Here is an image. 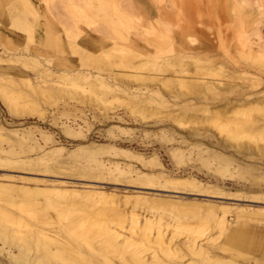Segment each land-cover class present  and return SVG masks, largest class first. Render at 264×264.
Listing matches in <instances>:
<instances>
[{
  "label": "rangeland",
  "instance_id": "374dc122",
  "mask_svg": "<svg viewBox=\"0 0 264 264\" xmlns=\"http://www.w3.org/2000/svg\"><path fill=\"white\" fill-rule=\"evenodd\" d=\"M29 1L32 3V9L29 7L30 10L27 8L24 12V3L22 0H0V32L2 36L0 51H12L15 50L14 48L30 47L37 49L38 51L36 50V52L38 56L44 61L47 59L54 63H68L72 61L80 67L86 66L85 68H91L94 72H101V68H104L105 70L102 69L101 73L106 76L110 82L112 81L111 83H115L117 80L119 82L121 77L125 79V81H129L131 78L138 81V85H133L136 81H134L133 84L131 83L132 85L124 84V87L129 88L128 90L130 91H146V86L150 83L158 84L157 86L161 85V88L164 86V88L161 89L164 92L169 89L174 91H178L179 89L180 92H184L182 90H185L187 93L194 91V87L192 88L190 85L180 86L177 80L172 77L174 71L176 74L178 71L181 73L191 71L192 73L190 74L196 72L195 75L200 78V80L208 81L212 84L231 82L232 79L240 84L244 81V76L241 75L244 73H239L240 75L235 78H229L230 72L228 70L233 66H238V64L234 62L236 57L233 55L232 50L229 47H226V49L224 47V44H229L231 41L230 39L236 27L237 17L239 16L242 18L243 27L246 32L249 34L253 33L252 36H256L255 38L259 36V32L260 34L263 33L262 36L264 39V0H253V2L251 0L250 3H242L241 0H223V10L220 5L221 0H163V3L169 5L174 12V15L169 17L168 20L177 23L179 18H187V20H189L190 35L195 38V42H203L207 44V46L203 48L204 52H192V55L185 59V61H182V63L167 65L164 62V57L179 51L177 48L182 47L181 43H179L176 38L175 40L165 38L163 42L157 46H149L145 44L144 40L140 37L136 38V36H134L135 31L131 30L134 29V26H136L138 22L133 20L128 14V17H125L124 15L121 17L120 15L121 10L126 11L124 5H127L126 3L128 0ZM132 1L138 9L148 15L149 19L152 18L150 15L153 11V9H151V5L153 4L152 0ZM119 4L120 10L118 9ZM148 4L150 12L147 11L146 8ZM115 10H117V12ZM33 11L35 14H38V19L32 17ZM23 12L27 14V18L30 17L29 20H24L25 18L22 16ZM104 12L105 14H103ZM126 13L128 12L126 11ZM106 15L107 17H105ZM110 15L112 19L109 17ZM108 21L111 22L109 23ZM19 27L22 29H32V32L27 33V31L24 30L21 31V28ZM99 27L104 29V31L100 30ZM259 27H261V29ZM64 29H70L69 35L73 39V45L71 44L72 39L67 37ZM146 29L147 27L145 28V31L143 29L146 36L153 37V35L156 34L153 27L147 29L148 32ZM82 30H84V32ZM113 30L117 33L115 31L113 32ZM175 30L176 32L179 31L180 25L179 27H175ZM129 31L134 33L132 34ZM106 32L108 36L110 32H113L114 39L116 38V40H119L116 41L111 39L113 37L107 38L108 36L106 35ZM16 33L22 35L21 40L16 38L14 35ZM75 35L77 37H75ZM91 36L94 38L97 37L96 40H94V43H88V41H85V39L91 40ZM132 41L135 42L133 43ZM10 42H12V44ZM76 43L78 45V47L76 46L77 49L72 48V46L75 47ZM79 48H82L81 51ZM79 51L81 53H79ZM83 51L86 52L82 53ZM205 52L208 54L206 55ZM86 53H91L93 57L98 56V58H92L93 60H91ZM214 53H216L217 57ZM81 54H85L84 56H86V58H83ZM94 54L96 55L94 56ZM121 54H123V57ZM211 54L214 56L212 55V57ZM220 54L222 55L223 60ZM124 55L126 56L124 57ZM218 55L221 58H218ZM230 55L232 56L229 57ZM203 56H205L206 59ZM209 56L212 60H210ZM121 57L123 61L121 60ZM213 58H217L216 62H214L215 59ZM161 59H163L162 62ZM97 60L100 61L97 62ZM190 60L192 63L189 62ZM87 62L90 64H87ZM96 63H98V65ZM261 64L253 67L251 69L252 72L249 71V73L253 76L256 75L264 78V70H262V68L264 69V64H262L263 66ZM172 66L174 71L171 69ZM258 66H261L260 69ZM93 68H95V70ZM108 69H111L114 72L111 70L109 71ZM29 71L31 74L34 72L32 69H29ZM117 71L118 74H116ZM114 73L115 76L113 77L112 75H114ZM131 74H136V77H130L132 76ZM120 82H122V80ZM145 83L147 84L145 85ZM187 83L194 84L193 81L189 80ZM173 85L178 87L176 88V86L174 87ZM87 86L90 87L91 93ZM134 86L136 88H134ZM169 86L172 87L170 88ZM84 88L88 91H84ZM74 89L71 88L70 92L73 95L75 94V98L78 99L80 97L79 100L82 98L92 100L93 98V100L100 99L99 101H101L102 98L107 97L101 92L102 90L100 88L95 86L91 87L87 84L85 87L80 86ZM94 91L97 92L94 93ZM75 98L67 104H64L63 99L56 101V104L53 102L50 106H46L48 104L43 103L44 107H47V112L44 118L36 114H27L22 117L14 116L0 101V122L4 126L16 129L19 132H28L25 134L26 136L21 139L17 138L15 135L9 140L5 139L3 141L0 139V148L2 150V152L0 150V176L2 177L0 179H2L1 181H5L3 179H7V176L13 175L17 180L14 187H0V192L2 194H12L14 195V198L17 199L22 195L19 199H25V201H27L28 198L30 199L35 196L38 198L42 193H36L33 189L34 186V188H38L34 180L46 178L49 180L69 181L68 183L70 186L81 190L88 185H92L105 192L115 191L116 193H120L118 194L120 197L117 198L120 199L119 202L122 204V208L127 207L126 209L130 208L134 203V195L138 191L142 192L149 198H166L173 200L174 204L170 207L149 209L146 204H139L137 206V211L140 214L139 217L141 219L149 210L154 221V226L152 225L151 228L148 229L150 237L142 241L139 239L140 231L138 230V226L131 229L130 218L126 217L128 215L122 216V218L124 217L122 222L125 227L123 230H125L126 234L132 235L133 237L132 242L134 243H132L129 248L138 247L139 245L138 248L143 249L144 253L147 255H151L154 252H161L157 242L148 241L153 238L154 234L157 232L156 225L158 219H161L159 220L158 225L161 226L163 232L166 231L164 232V237L167 239L172 237V243H174L178 238H183L188 232L185 223L194 219L195 212L204 215L208 211V207L211 205H225L227 208L226 214L231 221L244 219V217H237V210L240 207H247L249 209L256 208L259 211L262 208L260 211L261 214L258 218L248 219L254 227L256 235L261 238L260 245L256 249H252L253 251H251L250 254L256 256L262 255L261 250H264V155H241L225 148L218 140L224 133H221V131L207 119V116L210 113L207 109L201 106L196 108L188 105L184 106L182 105L183 102H181V104L169 105L158 100L157 97L153 101H142L136 106H132L124 97L115 99L111 98L112 102H108L109 117L105 118L104 115L101 116L103 110L101 107L86 108L87 115L89 118L91 117L90 120L92 121L88 124L89 128L82 116H79L82 112L77 109V107L82 108L84 104L81 101L79 103V100ZM132 108L133 110H131ZM64 124H69L75 132L67 133L64 131ZM40 130H45L50 134L52 139H48L49 141H47L45 137L41 135ZM189 141L202 142V145H209L221 150L225 154H228L224 156L230 158L231 161L223 165L218 160L213 159V157L201 155L198 152L197 147H194L191 153V146H188ZM82 144L84 145L83 147H88L91 144L103 147L96 153H92L88 148L79 150ZM175 145L186 148L185 154L175 153L174 155L170 148ZM121 148H123L122 151L120 150ZM123 150H126V152L129 150L128 152L130 153L134 152L140 154L147 159V163H141L137 157L130 155V153L127 154ZM70 152L72 154H70ZM96 161L102 162L103 165L99 167L96 164ZM156 162H159L161 165H157L158 163ZM114 163H119L121 169L115 168ZM158 169H164L167 174L172 176L185 175L194 177L206 185H214V183H216V186L218 185L219 188H222L225 192L230 194H226L224 197H219L218 194H213L211 192L208 194H198L197 188L192 185H187L183 188L174 187L172 184L166 183L162 176H159L157 173ZM138 170L144 174L143 176H150L153 179L148 181V183L137 182L136 171ZM28 178L30 180H27V186H31L28 193L27 190L21 188L18 190L20 184H22L21 181H26ZM30 181L32 184L29 183ZM153 182L156 183L154 184ZM16 190L18 194L16 193ZM11 191L15 192V194ZM29 191L31 193H29ZM235 193L240 195L239 198L236 197ZM124 194H128L131 197L127 204L124 203L125 200L122 198ZM55 195H57V197ZM39 199L43 200L44 194L40 196ZM51 199L54 204L56 203V206H62L66 202V193L54 194L51 196ZM73 199L76 202V205H74L73 208H75V206L77 207L72 210V212L66 213L65 216H59L54 210V206H49L42 210V212L40 206H35L36 210L32 213L33 209H30V211H27L26 208L22 210L23 208H21V206L8 204L6 201V204H4V200L0 199V205L10 210V212L12 211V214L15 215V217H18V219H22L21 222L25 223V219L27 225L32 223L31 225L29 224L30 226L24 225L23 227H20L16 223L6 222L4 223V226L7 228L11 236L14 233L13 231H17L16 229H20L19 231L25 230V232H17L18 234L25 233L23 235H27L29 232L26 231H28L29 227L35 229L38 227L53 232V230L55 231L62 226L64 222H70L74 217L77 218L80 216V205H78V203L80 204V197L77 195ZM6 205H10L13 208L10 206L6 207ZM87 211L88 210H84L83 212L86 213ZM48 212L50 215L47 216ZM53 212L54 214H52ZM39 215L40 219L38 220ZM41 217L42 220H50L47 221L48 225L51 224L49 225L50 227L46 224L45 220H41ZM60 220L63 221V223ZM168 222H170L169 225H167ZM110 223L113 224V222ZM160 223L163 225L166 224V226H163ZM11 225L15 226L12 227ZM52 226H56V229ZM0 228H2L1 225ZM77 234H79V232L76 231V233L72 235V242L82 240L80 235ZM165 235H167V237ZM100 239L101 237L96 238V242H94L96 246L100 245ZM144 241L148 243L149 246L146 243L148 248L144 245ZM135 242L138 245L135 244ZM7 249L4 239L0 237V257L5 259L8 264H23L18 261V259L13 258L8 253ZM12 250H15V248L13 247ZM36 253H43V251H36L35 249L30 251V255L32 256ZM28 264L33 263L31 262Z\"/></svg>",
  "mask_w": 264,
  "mask_h": 264
},
{
  "label": "bare ground",
  "instance_id": "6f19581e",
  "mask_svg": "<svg viewBox=\"0 0 264 264\" xmlns=\"http://www.w3.org/2000/svg\"><path fill=\"white\" fill-rule=\"evenodd\" d=\"M22 1L24 3V6H23V8L25 9L24 12L29 7L32 9L31 7L32 3L29 0H22ZM250 1L251 0H241L242 3H248V2L250 3ZM152 3L153 4L151 6L153 8L151 7V9H153V11L150 13V15L152 16L151 19H149L148 15L145 12L138 9L132 0H128V2L126 3L127 5H124V9L128 13H126V11L124 10H121V13H120L121 17L122 15H124L125 17L131 16L133 20L138 22V24L134 26L135 30L133 29V27H132L133 30H131V31H135V33L134 32L133 33H134V36H136V38L140 37L141 39L144 40V43L149 46H157L158 44L162 43L165 38L174 39V40L176 38L177 41L181 43L182 47L177 48V50L179 51L175 52L174 54L167 55L164 57V62L167 65H174L176 63H182V61H185V59H187L189 56L192 55V52L193 53L195 52L198 53V51L199 53L201 51L204 52L203 48H205L207 44L203 42H195V38H193L190 35L189 20H187V18H182L180 16L181 18H179V21L177 23L170 21L168 20V18L174 15V12L170 8V6L164 4L163 0H152ZM116 7L118 8L117 5ZM146 8H147V11L150 12L149 4L148 6H146ZM118 9L120 10V4H119ZM115 11L117 12V10ZM24 12L22 13V16L25 18L24 20H29L30 17L27 18V14H25ZM103 14H105V12ZM107 15L105 17H107ZM32 17L35 19L39 18L38 14H35L34 11H33ZM109 17L111 18V15ZM179 25H180V30L176 32L175 27L177 26L179 27ZM146 27L147 29H150L151 27H153L154 31H156L155 32L156 34L153 35V37L146 36L144 34ZM259 28L261 29V27ZM22 30L27 31V33L32 32V29H22L21 28V31ZM100 30L104 31V29H101V28ZM82 31L84 32V30ZM114 31L115 30H113V32ZM64 32L67 34L68 38H71L69 35L70 29H64ZM113 32H110L109 36L106 32V35L108 36L107 38L113 37L111 39H114V35L112 34ZM252 34H249L248 32H246V30L243 27V20L242 18L238 16L236 19V27L234 29V33L230 39L231 41L229 44H224L225 49L226 47H229L232 50L233 55L236 57L234 62L238 64V66H233L231 67L230 70H228L230 72L229 78H235L236 76L240 75L239 73L243 72L244 74H241V75L244 76V81L240 84L236 83L233 79L231 82H224L221 84H214V83L212 84L208 81L200 80V78H198L195 75L196 72L195 73L193 72V74H190L192 73L191 71H185L186 73H181L180 71H178V73L176 74L174 73L175 71L173 70V66H172L171 69L174 71L173 72L174 75L172 77H174L173 79L177 80L180 86L190 85L192 86V88L194 87L193 88L194 91L188 92V93L185 92V90H182L184 92H180L179 89L178 91L169 89L164 92L163 90H161L164 88V86L163 88H161L160 84H159L160 86H157L158 84L156 85L153 83L152 84L145 83V85L147 84L146 91L145 90L130 91L128 90L129 88L124 87V84L126 85H130L131 83L133 84V82L136 81L135 79L131 78L129 81H125V79L121 77V80L123 83L120 82L121 81L120 79H119L120 80L119 82L117 80V82L111 83L112 81L110 82L106 78V76L102 75L101 73L102 69L104 68H101L100 70L101 72H98V71L94 72L91 68H85L86 66L85 67L83 66L84 68L80 67L74 64L72 61L68 63H65V62L54 63L49 59L44 61V60H41V58L38 56L36 52L37 49L30 48V47L14 48L15 50H12V51L10 50L2 51L1 50L0 51V101L4 104L7 110L14 116L22 117L27 114H32V115L36 114L44 118L47 112L46 111L47 107H44L43 103L48 104L46 106H50L53 104V102L56 104V101H59V99L60 100L63 99L64 104H67V103H70L73 100V98H75L74 96L75 94L73 95L70 92L71 88L74 89L80 86L85 87L86 84L90 85L91 87L95 86V87L100 88L102 90L101 92H103V94L107 97L102 98L101 101H99L100 99L93 100V98L92 100L91 99L87 100L84 98L79 100L80 97L78 99L75 98L79 100V103L81 101L84 104L82 108L77 107V109H79L82 112L81 115L79 116H82L84 121L87 123V127H89L88 124L91 121L90 120L91 117L90 118L88 117L86 108L101 107L103 108L101 112V116L104 115L105 118L109 117L108 116V113H109L108 102L111 101V98L115 99V98L124 97L125 99L128 100V103H130L132 106L133 105L136 106L138 103L142 101H145V102L153 101L156 97L158 98V100H161L169 105L181 104V102H183L182 105L184 106L188 105V106H193L195 108L201 106L209 111L210 114L207 116V119L216 128H218L221 131V133H224L223 136H221L218 140L225 148L235 152L236 154H241V155H264V84H263L264 78H261L260 76H256V75L253 76L251 73H249V71L252 72L251 69L253 67L261 63L264 64V39L262 36L263 33L260 34L259 32L258 33L259 36L257 38H255L256 36L255 37L252 36ZM14 35L16 36L18 40L22 39V35L20 33L19 34L16 33ZM75 37L77 36L75 35ZM96 38L91 36V40L85 39V41H88V43H91V42L94 43V40H96ZM1 39H2V36L0 32V46H1ZM114 40H116V38ZM72 42H73V39L71 40V44ZM10 43L12 44V42ZM57 46L61 48L59 45ZM76 46L78 47L77 43L75 47L72 46V48L75 49ZM117 49H120V48H117ZM80 51L79 53H81ZM84 52L86 51H83L82 53ZM214 54L216 56V53ZM84 55L81 54L83 58L84 57L86 58V56ZM86 55L89 58H91V60H93L96 57L98 58V56H95L96 54H94L95 57H93L91 53H88V54L86 53ZM126 55H124V57ZM212 55L213 54H211V56ZM121 56L123 57V54H121ZM220 56L222 57L221 54ZM231 56L232 55H230L229 57ZM122 57H121V60H122ZM199 57H202V56H199ZM203 57L205 58V56ZM221 57H219L218 55V58H221ZM209 58L210 60H212L210 56ZM213 59H215V61L214 60L213 61L216 62L217 58H213ZM162 60L163 59H161V62ZM222 60H223V57H222ZM98 61L100 60H97V62ZM126 62H127V58H126ZM189 62H191V60ZM88 63L89 62H87V64ZM96 64L98 65V63ZM29 69L34 70L33 74H31ZM93 69L95 70V68ZM262 70L264 69L262 68ZM115 73L114 75H112L113 77L115 76ZM248 73L251 75H249ZM116 74H118V71ZM131 75L132 76L130 77H133V76L136 77V74H131ZM188 80L193 81L194 84L187 83ZM135 84L138 85V81H136V83L134 82L133 85ZM178 86H176V88ZM87 87L90 90V87L89 86ZM165 87H168V86H165ZM134 88L136 87L134 86ZM85 90L87 89L84 88V91ZM96 92L94 91V93ZM90 93H91V90H90ZM96 98H99V97H96ZM57 105H60V104H57ZM131 110H133V108ZM73 115H74V112H73ZM63 129L67 133L75 132L73 131L74 129H72V127L69 124H64ZM190 130H193V129H190ZM27 133L28 132H19L16 129L8 128L0 122V139L3 141L5 139L9 140L14 135L17 138L21 139L22 137L26 136L25 134ZM40 133L42 136L45 137L47 141H49L48 139H52V137H50V134H48L45 130H40ZM189 145L191 146L190 147L191 153H192L193 148L197 147L198 152L201 155H208L209 157H213V159L218 160L223 165L231 161L230 158L224 156L228 154H225L223 151L218 150L209 145H202V142L199 143L196 141L195 142L189 141L188 146ZM83 146L84 145L82 144L79 150L88 148L89 151L90 150L92 151V153H96L103 147V146L96 145V144L95 145L91 144L88 147H83ZM122 149L123 148H121L120 150L122 151ZM170 149L175 155V153L185 154L186 148L179 146V145L178 146L175 145ZM123 151L127 154L130 153L128 152L129 150H127V152L126 150H123ZM131 153L130 155L137 157L138 160L141 161V163L143 164L147 163L146 162L147 159H145L140 154H137L134 152H131ZM70 154L72 153L70 152ZM156 163H158L157 165L159 166L161 165L159 162H156ZM96 164L99 167L103 165L102 162L100 161H96ZM114 166L117 169H121L120 168L121 165H119V163H114ZM136 172H137L136 180L139 183H148V181L153 179L150 176L149 177L143 176L144 174L140 170ZM157 173L159 174V176L163 177L166 183L172 184L174 187L183 188V187H186L187 185H192L193 187L197 188L198 194H206V193L208 194L209 192H211L213 194L214 193L218 194L219 197H224V195L230 194V193L225 192L222 188H219L218 185L216 186L215 185L216 183H214V185H211V184L206 185L194 177H189L185 175L172 176V175L167 174L164 171V169H158ZM0 178L2 177L0 176ZM1 180L2 179H0V187L2 188L14 187L16 185L15 182L17 181L16 177L13 175H9L7 176V179H3L5 181H1ZM27 180H30V179L28 178L26 179V181L24 180L21 181L22 184H20V187L18 190H20L21 188L23 190H27V193H28V190L30 189L31 186L30 187L27 186V183H28ZM34 182L36 183L38 188L37 187L34 188L35 186L33 184L34 186L33 189L35 190L36 193L39 192V193H42V195L44 194L43 200L39 199L40 196H42L40 194L38 198H36L35 196L30 199L28 198V200L26 199L27 201H25V199L24 200L19 199L22 195L21 196L19 195L20 197L17 199V198H14V195L12 194L5 195V194H2L1 192H0L1 193L0 199L4 200V204H6L5 203L6 201L8 204H14V205L16 204V206L17 205L21 206V208H23L22 210H24L25 208L27 211H30V209H33L32 213L34 212V210H36L35 206L36 207L40 206L41 212L42 210H44L45 208L49 206H54V210L58 213L59 216L61 215L65 216L66 213L72 212V210L76 209L77 206L73 208L74 205H76V202L73 198L79 195L80 204L78 203V205H80L81 212H80V216H78L77 218L74 217V219L72 218L73 220H71L70 222L63 223V221L60 220L63 223V225L60 226L57 230L55 231L53 230V232L51 230L47 231V230H43L42 228H38V227H36V229L33 227L31 228L29 227L28 231H26V232H29V234L27 235H23L25 233L18 234V232H21L22 230L19 231L20 229H16L18 232L13 231L14 233L11 236L7 228L4 226V223L6 222L16 223L20 227L21 226L23 227L24 225L30 226L32 223H29L30 225L29 224L27 225L25 219H24L25 223L21 222L22 219L21 220L18 219V217H15V215L12 214V211L10 212V210L0 205V225L2 226V228H0V237L4 239L6 248H8L7 249L8 253L13 258L18 259V261H20L23 264H28L31 262L33 264H264V250H261L262 252L261 256L250 254V252L253 251L252 249H256L260 245L261 238L258 235H256V232L254 231V227L252 226L250 221H248V219L258 218L259 215L261 214L260 211L262 210V208L259 211L256 208L249 209L247 207H240L237 210V217H242V218L244 217V219L231 221L226 214L227 208L225 205H219V206L211 205L208 207V211L204 215H200L199 213L195 212L194 219H191L193 221L190 220V221H187L188 223H185V225H187L188 232L186 231L187 233L184 235V237L180 239L178 238V240H176L174 243H172L173 242L172 237H170L169 239L164 237V232L166 231L163 232L161 226L158 225L159 220H161V219H158V222L156 225L157 232L156 234H154L153 238L149 239L148 241L157 242L158 246L160 247L161 252H154L151 255H147L144 253L143 249L138 248L139 245L136 242L135 244H137L138 247L129 248L130 245L134 243L132 242L133 237L132 235L126 234L125 230H123L125 227L122 222V219L124 220V217L122 218V216L128 215L126 217L130 218L131 229H133L135 226H138V230L140 231L139 239H141L142 241L150 237L148 229L151 228L154 221H153L152 216L150 215L149 210L147 211L146 214L143 215L141 219L139 217L140 214L137 211V206L139 204H146L149 209H152V208L157 209L160 207H168V206L170 207L172 204H174L173 200L166 199V198H149L145 196V194H143L142 192L138 191L134 195L135 197L134 203L130 206V208L126 209L127 207L122 208V204L119 202L120 199L117 198V197H120L118 196V194L120 193H116L115 191L105 192L102 189H99L92 185H88L83 190H81V189H77L75 187L70 186L68 183L69 181L66 182V180L65 181L49 180L46 178H39V179H35ZM29 183H31V181ZM58 187H61V188H58ZM173 191H178V190H173ZM63 192L66 193V202L65 203L63 202L64 204L62 206H56L55 205L56 203L54 204V202L51 199V196H53L54 194H60ZM12 193L15 194V192H12ZM16 193H17V190H16ZM29 193L31 192L29 191ZM20 194H21V191H20ZM33 194H34V191H33ZM55 196L57 197V195ZM239 196H240L239 194H236V197L239 198ZM122 198H124L125 200L124 203L127 204V202L130 201L131 197L128 194H124ZM7 206H10V205H6V207ZM84 210H88V211L85 213L83 212ZM52 214H54V212ZM40 215H39V218L36 217L38 218V220L40 219ZM48 215H50L49 212L47 216ZM41 220H42V217H41ZM47 221H46V224L48 223ZM110 222H113V224ZM169 224L170 222L167 223V225ZM163 226H166V224ZM76 231L79 232V234L77 235H80L82 240L79 239L80 241L76 240L75 242H72L71 237L74 233H76ZM22 232H25V230ZM165 236L167 237V235ZM97 237H101L100 239L101 242L99 246L98 245L96 246L94 244V242H96ZM144 243H145L144 245L146 246L147 242L144 241ZM13 247L17 251L12 250ZM146 248L148 247L146 246ZM32 249H35L36 251H43V253H36L34 256H32L30 255V251ZM0 264H8V263L6 262L5 259L0 257Z\"/></svg>",
  "mask_w": 264,
  "mask_h": 264
},
{
  "label": "crops",
  "instance_id": "0c3cea01",
  "mask_svg": "<svg viewBox=\"0 0 264 264\" xmlns=\"http://www.w3.org/2000/svg\"><path fill=\"white\" fill-rule=\"evenodd\" d=\"M223 4H224V3H223V0H221V4H220V5H221V7L223 6ZM222 10H223V7H222Z\"/></svg>",
  "mask_w": 264,
  "mask_h": 264
}]
</instances>
